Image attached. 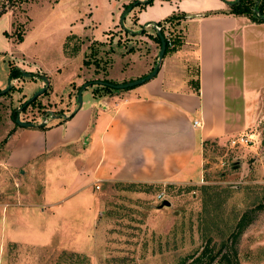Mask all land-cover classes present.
I'll list each match as a JSON object with an SVG mask.
<instances>
[{
    "label": "crops",
    "instance_id": "1",
    "mask_svg": "<svg viewBox=\"0 0 264 264\" xmlns=\"http://www.w3.org/2000/svg\"><path fill=\"white\" fill-rule=\"evenodd\" d=\"M86 1L83 12L66 18L62 26V51L69 36L82 40L78 53L84 54L88 42H104L110 30L122 27V4L118 0ZM233 1L172 0L187 14L180 26L183 42L166 54L171 56L169 61L161 62L153 79L112 97L92 98L85 89L81 107L71 104L68 113L52 117L54 123H46L44 128L37 127L41 123L10 128L0 146V182L34 181L35 189L25 198L33 194L37 200L26 202L23 211H10L4 203L0 208L2 229L5 223L7 229L9 224L23 223L28 228L34 226L40 237L52 230L46 234L52 238L63 229L59 225L68 221L72 224L68 229L88 231L98 210L96 186L110 182L168 185L196 181L195 177H201L206 144H225L248 126L259 127L258 136L262 134L264 67L260 61L264 60V22L231 14L228 3ZM163 3L153 2L160 7ZM167 15L159 10L157 18H143L142 26L130 22L149 31V24ZM27 33L20 43H13L9 29L2 32L9 45L0 50V55L17 58L19 62L13 66L21 70L20 56L25 54L11 52V43L24 45ZM31 66L23 72L49 75L34 63ZM40 77L47 78L48 93L57 92V84L49 76L27 79L41 81ZM76 77L68 78L62 91L73 82L81 87ZM40 84L38 89L45 86L43 81ZM85 92L87 97L83 98ZM64 198L72 202L61 209L59 203Z\"/></svg>",
    "mask_w": 264,
    "mask_h": 264
},
{
    "label": "rangeland",
    "instance_id": "2",
    "mask_svg": "<svg viewBox=\"0 0 264 264\" xmlns=\"http://www.w3.org/2000/svg\"><path fill=\"white\" fill-rule=\"evenodd\" d=\"M118 1L122 4L121 12H124L128 5L138 0ZM86 2L30 0L9 5L7 0H0V16L4 14L0 22V50L9 45L6 36L2 35L6 28L13 43H17L19 34L24 36L27 31L28 41L20 47L11 43V52L15 55L21 52L25 54V57L18 55L22 58V71H29L34 63L49 74L35 70V76H49L50 81L57 84V92L48 93L47 90V94L39 96L33 104L19 112L22 121L38 124L46 117L49 120L47 124H52V117L68 113L71 104L76 105L78 85L74 86L73 82L69 89L62 91V88L74 74H77L76 84L81 85L95 81L101 75H107L114 84H121L149 74L158 63L160 46L155 40L157 31L167 29L176 34L181 25L171 28L164 19L149 24L147 31L134 27L130 20L142 26L143 18H157L159 10L166 11L167 17L187 15L172 0H163L161 7L153 4V0L150 5L134 7L123 22L125 30L115 26L118 30L108 32L104 46L92 40L87 43L84 54L78 53L79 50L70 54L77 49V45L80 49L82 44L81 39L74 38L66 40V48L62 51V26L66 18L83 12ZM126 30L130 33H126ZM142 30L144 34H141ZM169 40L172 42V37ZM92 46L100 51L102 66L104 61H108L106 74L102 70L96 73L94 65H84ZM103 49L109 53H101ZM10 57L0 55V83L3 86L0 91L9 83L8 63L15 65L19 62L17 58ZM170 57L165 55L162 64L168 62ZM260 62L264 67V60ZM40 82L25 77L14 79L11 81L14 89L0 97L1 147L9 135V129L16 126L12 112L16 109L18 113L22 104L40 90ZM71 88L73 91L69 92ZM95 90L100 91L94 84L86 88L92 98L112 97L120 93L100 91L101 95L98 93L94 96ZM87 94L85 92L83 98ZM259 130V127L248 126L234 137L255 132L258 135ZM263 132L259 133L253 146L230 148L228 141L231 138L221 145L206 144L201 177H195L196 181L168 185L117 182L101 185L95 189L98 210L93 228L88 231L68 229L72 224L67 221L59 225L63 229L51 238L50 234H46L52 230L40 237L34 226L28 228L23 223H17L15 226L9 224L7 229L5 223L2 229L0 225V236L4 233L0 238V264H191L209 240L210 247L215 246L212 249L216 252L219 244L228 238L236 218L264 199ZM36 184L34 181L14 182L12 179L0 182V208L7 203L10 211L25 210L26 202L30 204L37 200L33 194L31 198H25ZM159 195L170 202V207L159 208L163 201L157 199ZM71 202V198H64L59 207L65 209ZM65 215L68 217V213ZM253 216V221L237 243L240 264H264V210H258Z\"/></svg>",
    "mask_w": 264,
    "mask_h": 264
},
{
    "label": "trees",
    "instance_id": "3",
    "mask_svg": "<svg viewBox=\"0 0 264 264\" xmlns=\"http://www.w3.org/2000/svg\"><path fill=\"white\" fill-rule=\"evenodd\" d=\"M19 1H22V3H23V2H28L30 0H7L9 5H14L16 3H19ZM152 2H153V0H146L145 2H139V3L135 4L136 1H134L133 3L128 5L126 7V9L131 7V10H132L136 6L144 7L146 5H150ZM229 9H230L231 14L244 15V16L248 17L251 21L257 22V23L264 22L256 14V11H259L260 14L264 16V0H236L234 2V4L229 7ZM185 20H187V17L184 14L172 15V16L167 17L165 19V23H168L169 27H171V28H178L179 25H181L182 22ZM121 29L123 30L124 27L122 26ZM166 30L161 29V31H160V33L163 35V37L165 38V41H166V49H165L164 56L168 53L175 51L177 48H179L182 45V42H183V36L181 35V31H182L181 29H178V31H176L177 32L176 34L170 33V31H168V30L166 31ZM141 32H142L141 34L145 33L144 30H142ZM126 33H130V31L126 30ZM171 37H172V42L169 40V39H171ZM74 38H77V37H75L73 35V36L68 37L67 39H74ZM77 39H75V40L77 41ZM22 40H23V36L21 34H19L17 36L16 42L18 43V42H21ZM155 40L160 46V39H159L157 33L155 35ZM99 44H100V46H104L105 41L100 42ZM64 47L66 48V46H64ZM78 47H79V45H77V49L75 48L73 51H71L69 53L70 54L76 53L79 50ZM99 53H100V51L94 50L93 46L89 47V54L86 55L89 59L88 60L85 59V61L83 63H84V65H86L88 67H90V65H94V67H95L94 71L96 73H98L100 70H102V72L106 74L107 70H108V68H107L108 61H104L103 62L104 65L102 66L101 65L102 58L99 57ZM101 53L108 54L109 51L107 53L106 50L103 49V52L101 51ZM8 65H9V79H10V81H12L14 79H23V76H22L23 71L21 69L13 66L10 63ZM32 76H35V75H32ZM97 80L107 82V83H113L112 81L108 80L107 75H101V77H98ZM92 82H94V81H92ZM95 86L97 88H99L100 91H104V93H112L113 91L118 92L117 90L111 89L109 86H101V85H95ZM79 88H78V90H79ZM13 89H14V87L12 86L9 92H11ZM131 89H133V88H131ZM127 90H130V89L120 90V91H127ZM100 91L95 90L93 92L94 96L97 95ZM196 93H198V88L196 89ZM7 94H5V95H7ZM45 94H47V91L43 95H45ZM33 103H34V101L31 104H33ZM16 115H17V112L15 109L11 114L13 121L15 120ZM64 120L65 119H63V121ZM37 127L44 128V125L40 124ZM258 210H260V211L264 210V199L261 203H258L253 209H246L245 211H243L238 216V218H236V221L234 222V225L228 234L229 235L228 238L219 244V246L216 249V252L213 251L215 246L210 247V243H209L210 240H209L208 243H206V245L203 246L201 252L194 258V260L191 262V264H240L239 259H238V255H237V248H236L237 243H238V240L240 239L241 235L245 231V229L253 221V218H254L253 214L255 212H257ZM207 254H210L209 257H207Z\"/></svg>",
    "mask_w": 264,
    "mask_h": 264
},
{
    "label": "water",
    "instance_id": "4",
    "mask_svg": "<svg viewBox=\"0 0 264 264\" xmlns=\"http://www.w3.org/2000/svg\"><path fill=\"white\" fill-rule=\"evenodd\" d=\"M140 1H136L135 4L139 3ZM229 5H233L234 3H228ZM131 10V7L127 8L121 15V18H120V25L123 26V19L124 17L129 13V11ZM256 14L257 16L262 20L264 21V16L260 14L259 11H256ZM157 35L160 39V50H159V53H158V63L155 65V67L153 68V70L145 75L144 77H141V78H138V79H135V80H131L129 82H126V83H121V84H114V83H107V82H103V81H94V82H87L85 84H83L78 92H77V95H76V103H77V106L78 107H81L82 105V92L90 85L94 84V85H101V86H109L111 89H114V90H117V91H120V90H126V89H131V88H135V87H138L140 85H143L145 84L146 82L150 81L151 79H153L159 72V69H160V66H161V61L163 59V56H164V53H165V49H166V41H165V38L163 37V35L160 33V32H157ZM22 76L25 77V78H30L32 77V74H29V73H25V72H22ZM41 81H43L45 83V86L42 87L39 91H37L30 99H28L27 101H25L22 106L17 110L18 113L15 117V120H14V123L19 126V127H24V128H28V127H32L33 126V123H30V122H25V121H22L20 119V115H19V112H21V110H23L24 108H26L28 105H30L33 101L36 100V98H38L39 96L43 95L46 91H47V88H48V81H47V78L46 77H40ZM9 83H8V86L1 90L0 91V96H3L5 94H7L11 87H12V83L10 81V79L8 80ZM58 118V117H57ZM43 123H41L42 125ZM170 202L168 200H163L161 202V204L159 205V208H168L170 207Z\"/></svg>",
    "mask_w": 264,
    "mask_h": 264
},
{
    "label": "built area",
    "instance_id": "5",
    "mask_svg": "<svg viewBox=\"0 0 264 264\" xmlns=\"http://www.w3.org/2000/svg\"><path fill=\"white\" fill-rule=\"evenodd\" d=\"M156 30L157 27H155ZM160 32V31H157ZM49 120H47L46 117H44L42 119V121L40 123L46 124L48 123ZM195 125H198V122H194ZM258 139V135L255 132L254 134H239L233 138H231L228 142H229V146L230 148H239V147H248L250 144L255 145L256 144V140ZM96 189H98V186L95 187ZM158 200L162 201L164 199L163 195H159Z\"/></svg>",
    "mask_w": 264,
    "mask_h": 264
}]
</instances>
